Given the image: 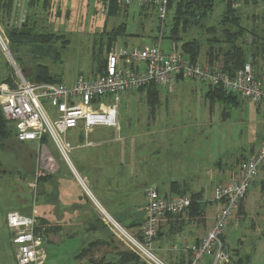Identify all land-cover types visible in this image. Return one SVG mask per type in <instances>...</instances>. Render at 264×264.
Masks as SVG:
<instances>
[{
  "label": "rangeland",
  "instance_id": "rangeland-1",
  "mask_svg": "<svg viewBox=\"0 0 264 264\" xmlns=\"http://www.w3.org/2000/svg\"><path fill=\"white\" fill-rule=\"evenodd\" d=\"M227 11L231 12L226 5L216 4L200 22L190 21V25L184 31V21L178 19L176 3L168 11L167 17L161 19L156 10L150 7L123 8L116 3L106 5L102 0H52L50 15L44 18L46 15L41 14L37 21L40 27L50 34L53 45L48 46L57 50L60 59L52 61L48 58L40 60L39 63L47 66L55 79L71 86L79 76L88 79L101 74L109 53L115 48L161 43L162 49L167 51L170 50L171 44H174L186 57L182 47L190 42L201 47L197 62L194 63L221 68L224 65L222 55L231 48L225 32L233 36V45L245 49L246 54L249 51L255 54L264 42V9L261 4H255L253 0H244L240 7L236 8L235 14L229 15L232 16L230 18L239 20L237 26L225 21ZM257 12L260 18L255 21L253 14ZM0 25L8 34L7 29L12 24L7 16H3L2 21L0 19ZM177 29L178 36L174 37L173 32ZM253 35L257 37L255 45L254 41L252 42ZM63 46L65 48L62 49ZM26 65L22 68L25 69V77L29 79L32 76V69L29 64ZM12 73V67L0 53V80ZM158 89V92H155L153 89L144 88L119 96L118 122L124 125V128L134 126L133 131H123L122 135L133 134L143 161V185L150 184L145 190V200L146 191L153 184H156L161 194L165 195L167 183L178 178L182 183V177L187 180L191 175L196 191L198 187L205 188L204 200L210 203L213 192L210 183L217 182L214 176L219 168L217 163L221 162L225 168L230 169L234 162L238 161L240 164L264 146V104L256 106L239 97L232 99L229 102L231 104L225 101L212 103L208 92H219V89L188 80H178L170 88ZM148 94L151 98H148ZM150 101L154 103L150 104ZM45 107L49 113H53L48 103ZM101 128L103 127H96L92 132ZM75 132L77 131L71 130L68 133V139L73 147V143L80 139L79 133ZM91 133L86 134L84 131L87 143H93L91 147L101 145L90 141ZM8 145L0 150L2 264H10L3 243L7 213L14 210L25 212L31 216L35 215L37 222H41L40 205L46 201L54 203L55 178L61 173L62 164L67 165L60 158L53 143L45 140L42 145L46 146L48 153L55 160L56 169L39 177L38 172L41 170L39 144L21 143L14 137L13 142ZM70 158L84 177L75 160L74 149ZM67 169L70 170L69 167ZM77 184L79 185L78 182ZM261 185L264 186V167L241 202L245 207L242 208L240 204L241 208L239 207L232 215L225 229L230 248L227 251L230 253L235 249L239 250L242 256L250 255L251 264H264V192L261 191ZM138 186L139 180L129 191L139 194ZM47 187H50L48 192ZM96 210L106 234L120 241V237H116L110 224L104 221L101 212L97 208ZM122 244L124 250L120 255L131 256L133 258L131 264L145 263L128 246ZM45 245L47 255L45 264H63L59 257L62 256V251L66 250L57 244ZM153 252L169 264L158 252L156 242L153 244ZM209 258L212 260L211 257H206L199 264H207L206 259Z\"/></svg>",
  "mask_w": 264,
  "mask_h": 264
},
{
  "label": "built area",
  "instance_id": "built-area-1",
  "mask_svg": "<svg viewBox=\"0 0 264 264\" xmlns=\"http://www.w3.org/2000/svg\"><path fill=\"white\" fill-rule=\"evenodd\" d=\"M102 1L106 5L116 3L123 8L151 7L156 10L159 18L165 19L171 0ZM205 1L230 4L236 9L244 0ZM253 1H257L264 9V0ZM0 53L13 69L10 83L0 82L1 110L4 118L15 126L19 142L39 144V177L56 169L55 160L46 146L42 145L45 140H50L81 188L91 197L85 178L70 158L74 148L68 139V133L79 126H83L86 134L94 131L96 127L117 129L120 95L150 85L170 88L178 80H188L221 89L256 106L264 104V52L256 59L249 51L243 68L229 74L219 68L191 62L174 44L167 51L162 49L161 43L131 48L123 46L109 53L101 74L88 79L79 76L71 86L27 80L11 54L10 41L1 25ZM46 103L53 109L52 114L46 110ZM87 145L93 146V143L88 142ZM263 167L264 146L240 163L228 184L217 188L215 200L221 204V209L214 226L200 242L185 243L183 246V251L191 255V264L202 263L206 257L212 258L211 264L229 263L230 254L223 240L225 229ZM93 202L116 237L119 236L120 241L146 264H167L153 252L159 222L167 216L185 213L192 204V198L189 194L166 198L160 195L157 188L149 187L144 204L146 218L140 226L139 235L126 230L94 198ZM6 220L13 234L17 264H45L46 235L44 230H37L39 223L35 215H25L14 210L7 213Z\"/></svg>",
  "mask_w": 264,
  "mask_h": 264
},
{
  "label": "crops",
  "instance_id": "crops-1",
  "mask_svg": "<svg viewBox=\"0 0 264 264\" xmlns=\"http://www.w3.org/2000/svg\"><path fill=\"white\" fill-rule=\"evenodd\" d=\"M27 3L28 0H13L9 21L15 27L23 22ZM117 129L103 127L96 130V133L92 132L89 136L92 138L90 141L101 144L96 147L87 145L83 126L74 129L80 136V139L73 143L74 157L88 187L90 186L92 197L77 184L71 170L67 169L68 166L62 164L61 173L55 178L54 203L46 201L40 205L42 215L39 223L46 235L44 247L46 248L45 244L62 246L66 250L62 251V256L59 257L63 264H121L120 252L124 250L123 242L106 234L98 219L100 216L93 198L112 218L118 220L134 235H139L140 226L146 218L145 190L150 184L143 185V161L133 134L122 135L123 131H133L134 126L124 128V125L119 124ZM237 162H234L230 169L225 168L221 162L217 163L219 168L214 173L217 182L210 183L213 189L210 203L204 200L205 188L198 187L196 191L191 175L187 180L182 177V183L179 178L167 183L165 195L161 194L156 184L152 185L166 198L175 195L172 192L174 185L188 194L202 196L199 200L201 216H193V212L188 211L182 215L167 216L160 221L155 242L158 252L169 264H187L190 255L183 251L184 244L200 242L212 229L221 209V204L215 201L216 190L219 186L228 184L233 178L239 168ZM138 180L140 192L138 194L134 191V194L129 190ZM263 187L261 185L262 192ZM49 189L50 187H47V192ZM244 207L243 203L242 208ZM23 214L28 215L25 212ZM5 227L3 240L5 254L10 264H17L16 246L6 217ZM225 243L229 245L226 236ZM206 262L210 264L212 260L209 258Z\"/></svg>",
  "mask_w": 264,
  "mask_h": 264
},
{
  "label": "trees",
  "instance_id": "trees-1",
  "mask_svg": "<svg viewBox=\"0 0 264 264\" xmlns=\"http://www.w3.org/2000/svg\"><path fill=\"white\" fill-rule=\"evenodd\" d=\"M175 3H176L177 14L179 16L178 19H182V21H184L183 23L184 31L187 30L188 26L191 23L190 21L194 20L196 22H200L201 19L207 16L208 11H210L211 8L216 5L214 3H210L205 0H182V1L171 0L168 6V11L171 9V7ZM257 3L258 2L255 1V4ZM224 5H226L228 9L231 10V12L227 11V16L225 17V21L231 22L237 26L239 24V20L237 18L236 19L230 18L235 14L236 9L233 8L230 4H224ZM51 6H52V0H28L27 10H26V12H28L27 13L28 15H26L24 21L21 23L20 26L15 27L12 25L8 27L7 29L8 34L6 35L10 41L11 54L14 57L17 64L19 65V67L24 72V74H25V69L23 68L27 66L26 64H29L30 68L32 69V76L29 78L30 80L29 79L27 80L34 82V83H51V84L63 83L59 79L54 78V76L50 72V69L47 66L39 63L40 60L48 59V58L51 59L52 61L53 60L57 61L60 59L59 53L58 52L56 53L57 50L55 48H52V46H48L49 44L53 45V42H51L52 40H51L50 34L47 33V31L43 29V27H40L37 21V18H39L41 14L42 16L46 15L44 18L50 15ZM231 7L233 8V10ZM12 8H13V0H0V19L1 21H2L3 16L4 17L7 16V19L9 20ZM141 8L145 9L149 7L143 6ZM32 14L33 16H31ZM230 14L232 16H229ZM253 18L255 21L260 18L258 15V12L256 14H253ZM178 23H180V21H178ZM178 31L179 30L177 29L173 32L174 37L178 36ZM225 34L227 35L231 48L227 51H224L222 55L224 59V65L223 67L219 69L223 70L226 73L233 74L237 70H240L243 68L245 61H246V50L240 46L233 45V41H232L233 36L230 35L229 32H225ZM253 36L254 37H253L252 42L254 41L253 43L255 45V40H257V37L255 35ZM63 48H65V46H63L62 49ZM200 49L201 47L199 44L190 43V42L184 44L182 47V51L187 55L186 57H188V59L193 63L197 62L196 60L200 54ZM263 52H264V42L260 46V50L258 49V52L255 53L256 55L255 54L254 55L256 56V58H258L260 54ZM10 76L0 80V82L10 83L11 82ZM145 88L153 89L155 92L159 90L156 85H150ZM141 89H144V88H141ZM141 89H138V90H141ZM219 90H220L219 92H208L209 95L208 94L207 95L210 96L209 98L212 101V103L216 101H225L226 103H229L231 102L232 99L237 98V96L224 92L221 89ZM148 98H151L149 94H148ZM153 103L154 102L150 101V104H153ZM13 132H14V137L17 140L15 126L14 125L11 126V124L4 118L2 110H1V106H0V150L6 148L7 146H9L8 145L9 143L13 142V139H14ZM172 192L175 193V195L188 194L187 191L180 190L177 185H174L172 187ZM189 195L192 198V204L185 211V213L189 211L190 213L193 212V216L195 215L201 216L202 213L200 212V210L202 209H200L199 200L202 196L194 195V194H189ZM37 230L39 231L44 230V228L40 225V223H39ZM223 240L225 243V234H224ZM225 248L227 249L229 248L226 245V243H225ZM229 254H230V261L227 264H251L250 255L242 256L239 250H235V249L231 251ZM120 258H121L120 259L121 264H131L133 261V258L131 256H127V254L120 255ZM191 261L192 259L190 255V258L187 264H191Z\"/></svg>",
  "mask_w": 264,
  "mask_h": 264
}]
</instances>
